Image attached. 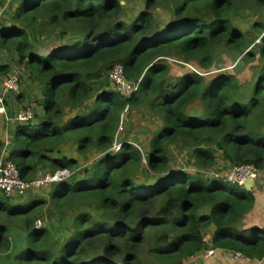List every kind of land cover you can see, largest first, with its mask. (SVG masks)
<instances>
[{
	"label": "trees",
	"instance_id": "trees-1",
	"mask_svg": "<svg viewBox=\"0 0 264 264\" xmlns=\"http://www.w3.org/2000/svg\"><path fill=\"white\" fill-rule=\"evenodd\" d=\"M122 1L17 0L10 24H0V75L12 70L5 56L14 54L23 80L40 92L32 119L9 126L6 146L0 137V153L7 148L24 181L72 172L24 201L0 197V259L191 264L197 254L216 249L264 264V228L244 225L253 192L204 173L217 156L230 166L264 171V0H144L131 24ZM156 9L167 16L164 25ZM244 9L259 13L245 31L233 21ZM46 45L51 49L38 52ZM222 54L237 63L259 61L246 88L239 69L205 73ZM169 59L195 68L168 81ZM115 64L138 84L136 91L112 88L107 74ZM23 80L21 91L4 97L8 117H14L9 101L26 99ZM69 105L84 109L65 120ZM139 107L160 122L147 149L142 153L123 137L113 151L125 110ZM170 146L185 150L195 171L171 165ZM146 172L153 180L139 181L136 176ZM45 207L56 225L36 228ZM67 214V234L55 240V232L64 234L57 225Z\"/></svg>",
	"mask_w": 264,
	"mask_h": 264
},
{
	"label": "rangeland",
	"instance_id": "rangeland-1",
	"mask_svg": "<svg viewBox=\"0 0 264 264\" xmlns=\"http://www.w3.org/2000/svg\"><path fill=\"white\" fill-rule=\"evenodd\" d=\"M125 1V5H124V16L125 21L127 24H131L132 20L137 16V14L139 13V11L143 8L144 5V0H124ZM122 1V3L124 2ZM17 6V0H0V10L2 11V20H1V24H10V16L13 15V10L16 8ZM154 15L156 17L159 18V22L161 23V25L166 23V19L167 16L160 11L159 9H156L154 11ZM259 13L258 11H252L249 9L243 10V13L241 15H238L234 18V23L242 30H246V29H250L251 24L254 22V20L258 19ZM121 18H122V14H121ZM14 20V19H13ZM38 30V29H37ZM37 38H40V34L36 36ZM260 41V40H259ZM41 47V46H39ZM51 48H48V45H46L44 48L39 49L38 52H44V51H48ZM4 55V53L0 54V57ZM8 60H10V64L13 67L12 69L15 70V72L18 74L20 80H23V73L21 71V67L20 65H16L14 64V60H16V56L14 54H9L8 56H5ZM167 64L169 65V73L167 76V80L168 81H173L175 79V77L188 72V69H194V64H187L184 63L180 60L177 59H169L166 61ZM1 63V62H0ZM8 63V62H6ZM237 60H233L231 57L227 56L226 54H222L220 57H217L216 62L214 63V65L212 66V68L209 70V72H205V73H214V72H218L221 70H225L228 73H234L233 71L235 69H239L236 74L238 79L241 80V82L244 84L243 88H246V83L251 79V75L258 70L259 68V61L255 60V64H250L248 63L245 59L238 62L237 64ZM236 64V66H234ZM16 65V66H14ZM188 68V69H187ZM207 77H211V75H206ZM5 77L4 75H0V91L2 90V86H3V78ZM26 78V76L24 77V79ZM23 93L25 94L26 99L21 103V105L17 104L16 102H11V105L9 106L10 109H12V111L14 112V115L16 114V112L20 109V110H24L26 108L29 109H34L36 101L38 100V98L40 97V92L39 90H37L36 86L34 84L27 83L23 80ZM19 91H21V83L19 81V89L17 90V92H14V94L18 93ZM8 93V92H7ZM6 93V94H7ZM5 94V95H6ZM4 95V97H5ZM5 99V98H4ZM196 103H198V101H196ZM3 111H0V137L1 138H5L6 137V131L8 129V127L14 122L13 119H10L8 117V115L6 114L7 112V105L5 103H3ZM80 109H84V108H80ZM80 109H76V107L73 106H66L64 108V119L66 120L67 117H71L76 110L79 111ZM19 110V111H20ZM18 111V112H19ZM126 119L125 121L122 123H120V125H122V129L118 130L116 132V140L119 142V140H121L123 137L126 138L127 142H131L132 145H134L135 147H137L139 150L142 151V153L145 152V150L148 147V141L152 135V133L155 131V129L157 127H159L160 122L151 115V113L145 108V107H139L137 109H128V111L126 112ZM64 151L66 154L71 155V157H75L76 155L69 150L68 147L64 148ZM169 152H171V157H170V161H171V165L176 166V167H182L183 169H186L187 171L193 172L196 169L195 164L193 163V159H190L185 150L180 149L178 147L175 146H170L169 147ZM144 156V155H143ZM145 158V156H144ZM90 157L87 159H80L81 162H85L88 163L90 161ZM146 160V159H145ZM144 165L146 163H143ZM233 166H230V164H227L220 156H217L216 160H215V165L214 167H212L210 170L205 171L204 173L206 174H210V173H217L220 176H223L225 174H228L229 171L232 169ZM42 176H39L38 178H40ZM136 177H139L137 179H139V181H152V174L151 173H140L138 174ZM226 180V179H225ZM61 181V180H60ZM227 181V180H226ZM255 180H253L254 182ZM46 188V186H45ZM45 188H40L38 190L33 189L31 191L28 192V195H41L43 192L46 193ZM25 198H27V194L24 195L23 197H19V198H14V200L16 201H20V200H25ZM37 198V197H35ZM44 212V214L41 215V218H39V220H36L35 223H39V227L41 225L53 222L54 218L49 217V211L47 210V208L45 207L42 211H40V213ZM67 218L64 219V221L60 224L57 225V230L61 231V228L63 230L62 233L64 234H58V232L54 233L55 236V240L58 236H62V235H66L67 234V228L70 225V219L71 217L69 216V214H67ZM54 225H56L55 222H53ZM65 225L67 226V228H65ZM36 225V228H39ZM61 227V228H60ZM212 233H209L206 237H204L205 241H209L211 239ZM20 244L19 240H16L14 242V250L13 252L18 248V245ZM12 252V253H13ZM140 256H144L145 255V251H140L139 252ZM214 254L213 252L210 253L209 255L206 254L205 252H203V254H197L196 255V259H206V258H210L212 257ZM235 254L232 255V258ZM1 257V254H0ZM239 257V256H238ZM235 258V257H234ZM233 258V259H234ZM193 259V258H192ZM11 260V259H10ZM235 260V259H234ZM191 263H194L192 261H190ZM258 264H260L262 261H257ZM0 264H7V259H0Z\"/></svg>",
	"mask_w": 264,
	"mask_h": 264
},
{
	"label": "built area",
	"instance_id": "built-area-1",
	"mask_svg": "<svg viewBox=\"0 0 264 264\" xmlns=\"http://www.w3.org/2000/svg\"><path fill=\"white\" fill-rule=\"evenodd\" d=\"M2 20V11L0 10V24ZM108 80L110 82V85L112 88L118 92L129 94L137 90L138 84H132L128 82L124 76L123 73V67L120 64H115L112 66V68L108 72ZM19 89V76L14 71L11 72L4 80L2 90L0 91V111L4 110V95L7 92H17ZM20 110V109H19ZM18 110V111H19ZM16 112L14 117H9L10 119H13L14 121L19 122H26L32 119L33 117V109L26 108L24 110H20L19 112ZM128 110H125L127 112ZM124 119V117H122ZM123 123V122H122ZM122 125H118L117 131L122 129ZM116 136V134H115ZM130 143L131 142H127ZM6 146V144H5ZM122 146V141L119 140V142L114 137V141L112 144L111 149L113 151L120 150ZM142 163H146L145 158L142 157ZM72 172L69 170H61L57 171L54 174H48L40 178H36L31 181H24L20 178L19 171L17 167L8 159V152L7 148L4 147V149L0 153V197H23L26 195L29 191L33 189H40L42 186H45L47 184L60 181L63 179L68 178L71 176ZM209 175L215 176V177H223L227 181L235 183L240 189L247 190L245 188V182L253 181L258 179V172L256 169L249 164L246 165H235L232 167V169L229 171L228 174H225L223 176L218 175L217 173H210ZM254 181V182H255ZM39 227V223H35V227ZM206 254H210L213 252L212 249H206L204 251ZM234 257H238V253H234ZM240 257V256H239Z\"/></svg>",
	"mask_w": 264,
	"mask_h": 264
},
{
	"label": "crops",
	"instance_id": "crops-1",
	"mask_svg": "<svg viewBox=\"0 0 264 264\" xmlns=\"http://www.w3.org/2000/svg\"><path fill=\"white\" fill-rule=\"evenodd\" d=\"M14 71L15 70L12 69L3 78V82L5 78L11 72H14ZM11 93H14V92H11ZM2 139L5 140V144L7 145L9 143L10 136L8 138L7 133H6V137ZM258 175H259L258 179L255 182H253L252 187H251V191L253 192V195H254V204H253V208L246 214L244 218L245 227L254 226L258 228H264V171L258 172ZM13 198H19V197H13ZM212 229L213 228L211 227L207 230V234L205 235L206 237L212 231ZM206 237H205V240H206ZM213 254L214 255L210 258L200 259V260L196 259V256H194L193 259L192 258L190 259V261L194 263H191V262L189 263L191 264H258L256 260L244 259L241 256L237 258L236 257L234 258L233 256V258L235 259L234 260L232 258V255L234 253H228L227 251H224V250L215 249L213 250ZM260 264H262V262Z\"/></svg>",
	"mask_w": 264,
	"mask_h": 264
},
{
	"label": "water",
	"instance_id": "water-1",
	"mask_svg": "<svg viewBox=\"0 0 264 264\" xmlns=\"http://www.w3.org/2000/svg\"><path fill=\"white\" fill-rule=\"evenodd\" d=\"M252 184H253V181L245 182V188H246L247 190H251Z\"/></svg>",
	"mask_w": 264,
	"mask_h": 264
}]
</instances>
